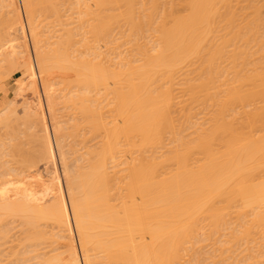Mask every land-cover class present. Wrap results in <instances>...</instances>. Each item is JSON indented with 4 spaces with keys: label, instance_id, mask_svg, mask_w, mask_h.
<instances>
[{
    "label": "bare ground",
    "instance_id": "6f19581e",
    "mask_svg": "<svg viewBox=\"0 0 264 264\" xmlns=\"http://www.w3.org/2000/svg\"><path fill=\"white\" fill-rule=\"evenodd\" d=\"M2 1L9 7L4 39L14 51L8 53L0 39V67L21 70L15 97L23 100L0 111L8 141L0 139V158L6 156L0 163L11 157L19 164H0L1 171L7 169L0 175V243L17 228L10 263L225 264L223 221L229 217L223 220V198L235 193L232 183L226 193L223 186L239 174L237 182L243 177L251 184L258 148L264 149V143L256 147L252 129L251 135L246 130L258 125V111L254 115L246 107L239 116L264 91V48L253 50L264 28L259 37L252 25L256 17L254 26L260 20L264 27L258 18L264 6L236 0L247 15L245 6L257 9L242 23L238 16L244 11L232 9V0H179L186 5L180 16L176 0H19L20 6ZM247 31H255L261 43L255 37L257 45L250 38L245 42L241 35ZM243 41L250 47H242ZM253 56L263 58L258 70ZM254 75L262 80L259 88ZM243 84L250 90L244 93ZM57 97H63L59 112L68 115V126L57 119ZM239 119L248 121L246 136ZM19 122L29 132H17ZM23 137H31L36 150L26 154L30 149L21 143L29 139ZM232 200H225L229 207Z\"/></svg>",
    "mask_w": 264,
    "mask_h": 264
},
{
    "label": "rangeland",
    "instance_id": "374dc122",
    "mask_svg": "<svg viewBox=\"0 0 264 264\" xmlns=\"http://www.w3.org/2000/svg\"><path fill=\"white\" fill-rule=\"evenodd\" d=\"M17 1H18V5H19V0H17ZM163 1H164V0H163ZM163 1H161V2L163 3ZM173 1H174V0H173ZM234 1H235V3H234V5L231 4V7H232V6H233V7H234V6H235V7L238 6V7L235 8V9L232 7V9H234V10H237V9H238L239 12H240L241 10L244 11L242 14H244L245 16H243V15L241 16V14H240L241 12H240L238 17H242V19L239 18V21L241 20V22H242V20L244 19L243 22H245V21H246L245 18H247L248 15L250 16V14L252 15V13H253L252 11L255 10V9L252 10L251 8H255V7H252V4H250L251 7H250V6H245V9L248 7V9L251 10V12H250V10H249V13H248V15H247V12L245 13L246 10H243L245 4L242 5L243 7L239 10V8L241 7V5H235V4H240V3H236V0H232V2H234ZM237 1H238V2H241V1H242V3H244L243 1H245V0H241V1H240V0H237ZM252 1L255 2V3H256V1H257L256 4H258L259 7L261 6V9H262V7L264 6V4H263V3H264V2H263L264 0H263V1H262V0L260 1V0H259V2H260L262 5L259 4L258 0H256V1L252 0ZM164 2H166V1H164ZM179 2H180L179 0H178V2H177V0H176V3H177V4H179ZM183 2L185 3V0H184V1L181 0V3H183ZM232 2H231V3H232ZM253 2H252V3H253ZM173 3H174V2H173ZM247 3H250V1L247 2V0H246V5H249V4H247ZM4 4H5V5H4ZM177 4H176V8L178 7V8H177V9H179L178 11L175 10V8H174L175 5H173V9L175 10L176 15L181 14L180 11H181V12H186V11H185L186 9L183 10V9H184L183 7L186 8V5H185V4H182V5L179 4L180 6L177 5ZM256 4H255L254 6H257ZM2 5H3V6H2ZM183 5H185V6H183ZM6 6H7V3H4L2 0H0V25L2 26V27L0 26V30H2V31H0V39H4V38L6 39V38H9L8 35H9V30H10V28H9L8 24L6 25V23L8 22V20H6V18H7L6 16H7V14L5 15L6 12L8 13L9 7L7 6L8 8H5ZM19 6H20V5H19ZM181 6H182V7H181ZM179 7H180V8H179ZM249 7H250V8H249ZM19 8H20V7H19ZM257 8H258V6H257ZM2 9H3V10H2ZM38 9L40 10L41 8H38ZM63 9H65V8L63 7ZM181 9H182V10H181ZM259 10H260V9H259ZM2 11H3V12H2ZM255 11H257V9H256ZM42 12H43V10H42ZM259 12H260V11H258V13H259ZM263 12H264V8L261 10V12H260L261 14L259 13V15H262ZM20 13H21V15H23V13H22V9L20 10ZM39 13H40V12H39ZM177 13H179V14H177ZM255 13H257V12H255ZM255 13H254V14H255ZM258 13H257V14H258ZM237 14H238V12H237ZM257 14H256L255 16H257ZM181 15H183V13H182ZM179 16H180V15H179ZM252 16H253V15H252ZM252 16H250V17H252ZM21 17H22V19L24 20V15L21 16ZM250 17H249V19H250ZM254 18H255V19H254ZM258 18H261V23L264 22V19H263V18H264V14H263V18H262V16H261V17H258ZM251 19H252V18H251ZM251 19H250V21H251ZM253 19H254V20H252V21H253V22H252V23H253V24H252V25H253V28H255V30H256V27L259 28V29L256 30V32H258V35H259V33H260L261 31L263 32V28H264V27H263V24H261L262 27L260 28V26H259V24H260V20H259V22H258L259 24H258L257 26H256V25L254 26L255 21H256L257 18H256V17H253ZM262 19H263V20H262ZM49 20H50V19H49ZM49 20H47V21H49ZM3 21H4V22H3ZM23 22H24V21H23ZM243 22H242V23H243ZM248 22H249V21H248ZM248 22H245V23H248ZM256 22H257V21H256ZM245 23L242 24L243 26H242L241 23H240L241 28H242V27L245 28V27H244ZM256 24H257V23H256ZM45 25H46V24H45ZM245 26H246V25H245ZM7 27H8L9 29H8ZM44 27H45V26H44ZM1 28H3L4 30L1 29ZM243 28L241 29L242 31H243ZM6 29H7L8 35H6V34H7V33H6ZM260 29H261V31L259 32ZM25 30H26V29H25ZM43 30H44V28H43ZM45 30H46V29H45ZM46 31H47V30H46ZM46 31H45V32H46ZM245 31H246V30H245ZM245 31L242 32V33H245ZM3 32H5V33H3ZM254 32H255V31H254ZM254 32H252V34L249 32V33H250V35H249V34H248V31H247V32H246L247 35H246V34H243V35H241V38H242V36H246L248 40H246L245 37H244V41L247 42V41H249L250 39H252V40H250L251 43H252V41L254 40L253 37H255L256 39L259 38V37H262L261 35H262L263 33H262V34L260 33L259 37H257V34H256V36H255V33H254ZM253 33H254V34H253ZM1 34H2V35H1ZM4 34H5L6 36H4ZM248 35H249V37H248ZM251 35H252V36H251ZM1 36H2V38H1ZM25 36H27V33L25 34ZM250 36H251L252 38H251ZM263 37H264V36H263ZM263 37H262V40H263V41L260 39V40L262 41V43H261V41H259V40L257 39V40H258V43H261V44H260L261 46L258 44L259 47H258V45H257V40H254V44H255V41H256V45H257V47H255V48H258V49H254V48H253V45H252L251 47L253 48L254 51L256 50V52H257V50L261 49V47L264 48V47L262 46V44H263V42H264ZM249 38H250V39H249ZM5 39L2 40L1 43H2V45H4V47H7V50H6V51H7L8 53L10 52V54H11V53H13L14 49L12 50V47H11L12 45H11V44H9L10 46L7 45L9 39H8V41H6ZM239 40H240V39H239ZM239 40H238V42H239ZM242 40H243V39H242ZM244 41L242 42V43H244V44H242V43H239V44H240L242 47H243V45H245V46L247 45L248 47H250V46H249V45H250V43H249L250 41L248 42L249 45H248L247 43H245ZM4 42H5V43H4ZM3 43H4V44H3ZM5 45H6V46H5ZM256 45H255V46H256ZM8 46H9V48H8ZM245 46H244V48L246 49ZM10 48H11V49H10ZM244 48H243V49H244ZM252 48H247L249 51H248L247 49H246V50H247L248 52H251L250 49H252ZM121 50H124V48H122ZM254 51H252V53H253ZM263 51H264V49H263ZM258 52H260V51H258ZM254 53H255V52H254ZM258 54H259V53H258ZM250 55L252 56V55H254V54H250ZM255 55H256V54H255ZM261 55H262V54H261ZM251 56H248V57H251ZM248 57H247V59L249 60ZM260 57H262V56L259 55V58H260ZM12 58H13V56H12ZM12 58H11V59H12ZM255 58H256V60L258 59L259 65H258L257 67H255L256 65H254V67H255V69L258 70V68H259V69L261 68V66H260V61H262L261 63H263V60H261V59H263V58H261L260 61H259V58H258V57L253 56V61H254ZM244 59H245V58H244ZM251 59H252V57H251ZM251 59L249 60V61H250V62H249L250 64H251V62H253ZM0 60H1V57H0ZM245 60H246V59H245ZM245 60H244V61H245ZM248 60H247V61H248ZM256 62H257V61H256ZM256 62L254 61L253 63L256 64ZM258 62H257V64H258ZM243 63H245V62H243ZM243 63H242V66H248L247 63H246V65H245V64L243 65ZM249 63H248V64H249ZM261 65H262V64H261ZM1 66H3V67H0V68H1V69H0L1 72L4 71V69H5V72H6V71H7V72H6V73L3 72V73H4V76H2L3 73L0 72V75L2 76V77H0V79H1V80H0V111L3 110V108H5V107H8V106L11 107L12 105H9V102H10V101H11L12 103H14V102L16 103V100H17V101L19 100L18 102H20V105L23 103V100L20 101L19 98L15 97L16 92H18L19 89L22 88V86H20V88H19V84L21 83V81H20V77H21V74H22V73H21V70H20V69L18 70V68H16L17 70H13V71H14V72H13L12 69H9L10 71H8V70L6 69V66H4L3 64H1ZM242 66H241V68H242ZM263 66H264V65H263ZM4 67H5V68H4ZM254 67L252 66V69H250V70H252V71L254 70V71H255V69H253ZM244 68H246V67H244ZM248 68H249V67H247L246 70H247ZM2 69H3V70H2ZM262 69H263V68H262ZM246 70H245V71H246ZM248 70H249V69H248ZM263 70H264V69H263ZM11 71H12V72H11ZM242 71H243V68H242ZM245 71H244V74H246V72H247V71H246V72H245ZM252 71H250V74H251ZM254 71H253V72H254ZM260 71H261V70H259V71H257V72L260 73ZM262 72H263V71H262ZM7 73H8V74H7ZM9 73H10V74H9ZM248 73H249V71H248ZM242 74H243V73H242ZM244 74H243V75H244ZM260 74H261V73H260ZM260 74H259V75H260ZM5 75H6L7 77H6ZM8 75H9V76H8ZM252 75H253V74H252ZM254 76H255V75H254ZM263 76H264V75H263ZM257 77H258V76H257ZM255 78H256V76H255ZM260 78H262V76H261ZM256 79L258 80L259 78H256ZM2 80H3V81H2ZM36 80H38V81H36ZM36 80H35V82H36L35 84H36V86H37V89H39V85H40V84H39V79L37 78ZM257 80H256V83H257V82L261 83L262 80H264V77L262 78L261 82H260V80H258V81H257ZM19 82H20V83H19ZM18 83H19V84H18ZM256 83H255V84H256ZM262 83H263V85H264V81H263ZM37 84H38V85H37ZM255 84H254V86H255ZM20 85H21V84H20ZM263 85H262V86H263ZM54 86H55V85H54ZM54 86H53V88H54ZM260 86H261V84H259V87H260ZM244 87H246V84H243V86H242V91H243L244 93L246 92V90H248V89L250 90V88H248V87H250V86H247L248 89L245 88L246 90L244 89ZM259 87H258V83H257V84H256V88H259ZM17 88H18V89H17ZM55 88H58V87L56 86ZM55 88H54V89H55ZM254 88H255V87H254ZM256 88H255V89H256ZM57 90H58V89H56L55 92H58V91H59V90H58V91H57ZM260 90H261V91H260V92H261L260 96H258L260 92L257 93V94L255 93L256 96H257V98L260 97V98H258V100H257V98H256V100H255V102H256V101H258V102L254 103V102H253V101H254V100H253L254 98L252 99L251 102H249V103L251 104V106H252V104H256V105L254 106V109L252 108L253 106L251 107L249 103L246 104L245 102H243V104L245 103L246 106H244L243 109H242V107H241V111H240V109H239V111L241 112V113L239 112V114H240L239 116H240L242 119H243V114H242V113H244V111L242 112V110H244V108H246V107H247V109H249V111H247V112H252L254 115H256V112H257V111H258V113H259V115H258V114L256 115V122H259V123H256V124H258V125H257L256 128L254 129V131H253V128H254V127H253V128H252V127H251V128H247V129H246V130L249 132V134H250V130H248V129H252V130H251V134H253V136H254V138H255V141L257 142V144L255 143L257 148H258V147H262V144L264 143V142H263V141H264V119H263V118H264V109H262V108L264 107V105H263V106L261 105L262 102H263V104H264V101H262V100L264 99V98H263V96H264V95H263L264 91H262V89H260ZM263 90H264V88H263ZM14 91H15V92H14ZM256 91H259V89H258V90L256 89L255 92H256ZM13 92H14V93H13ZM262 92H263V93H262ZM22 93H23V92H21V94H22ZM58 93H60V91H59ZM58 93H57V94H58ZM57 94H56V96H57ZM62 94H63V93H62ZM62 94H61V95H62ZM256 96H255V97H256ZM14 97H15V98H14ZM12 98H14V99H12ZM16 98H17V99H16ZM57 98H58L57 101H58L59 104H58V103H57V104H54V103H55V102H54V103H53V105H54L53 107H54V109H55V111H56L55 113H56V116H57L58 121L63 122L62 124H63V125H64V124L66 125V124H67V122L65 123V121H67L66 118L69 120L68 115L66 114V115H67V117H66V115H65V111H62V113L59 112V111H61V106H60V105H61V103H63V100H62L63 97H62L61 100H60L61 97H57ZM15 99H16V100H15ZM59 100H60V101H59ZM61 101H62V102H61ZM11 102H10V103H11ZM60 102H61V103H60ZM15 103H14V106H17V104H15ZM257 104H259V105L257 106ZM59 107H60V109H59ZM256 107H257V108L260 107V111H261V112L259 111V108L256 109ZM57 108H58V109H57ZM255 109H256V110H255ZM62 110H65V109H63V107H62ZM250 110H251V111H250ZM262 110H263V111H262ZM63 112H64V115H63ZM68 112H69V111H67L66 113H68ZM57 113H58V114H57ZM60 113H61L63 116H62ZM260 113H261V114L263 113V115H261ZM68 114H69V113H68ZM178 114H179V113H177V116H178ZM241 114H242V116H241ZM200 115H201V116H197L198 119H199V118L201 119L202 114H200ZM69 116H70V115H69ZM179 116H180V114H179ZM244 116H246V110H245V114H244ZM251 116H252V115H251ZM257 116H259V117L257 118ZM203 117H204V116H203ZM252 117H253V116H252ZM260 117H261V119L258 121V119H259ZM204 118H205V117H204ZM238 118H239V117H238ZM246 118H247V117H245L244 119L246 120ZM254 118H255V116H254L253 119H252V122H253V123H254V120H255ZM247 119H248V118H247ZM62 120H63V121H62ZM202 120L205 121V119H203V118H202ZM202 120H200V123H201V122H202V123L204 122V121H202ZM245 120H244V123L246 122ZM240 121H241V120L239 119V125L241 126L242 133H243L244 136H246V135L248 134V132L245 130V128L248 127V126H246V123H247L248 121H247L245 124L243 123V120H242L241 122H240ZM262 121H263V122H262ZM197 122H198V120H197ZM260 122H262V123H260ZM198 123H199V122H198ZM241 123H242V124H241ZM17 124H18V125H17ZM17 124H16V125L19 127V128H18L17 126H15V129H17V132H18L19 130L23 131L24 127L27 125V124H26V125L23 124V126H24V127H23V126H22V122H19V123H17ZM62 124H60V125H62ZM262 124H263V125H262ZM19 125H20L21 127H20ZM244 125H245L246 127H244ZM252 125H253V124H252ZM66 126H68V125H66ZM253 126H255V125H253ZM27 127H28V126H27ZM1 129H2V128H0V132H1V133H0V135H1V136H0V139L2 140V139L4 138V139L6 140V138H5V130H3V131H4V132H3V131H1ZM27 129H28V128H27ZM27 129H26V130H27ZM21 131H19V133H20ZM23 132H26V131H23ZM27 132H29V131H27ZM27 132H26V133H27ZM187 132H188V131H187ZM3 133H4V134H3ZM188 133H189V132H188ZM188 133H186V135H187ZM245 133H247V134L245 135ZM24 134H25V133H21L22 136H23ZM251 134H250V135H251ZM26 135H27V134H26ZM184 135H185V134H184ZM19 136H20V135H19ZM28 136H29V134H28ZM1 137H2V138H1ZM251 137H252V136H251ZM20 138H21V137H20ZM22 139H26V138L23 137ZM28 139H29V138H27L26 141H27ZM1 140H0V141H1ZM26 141L24 140V141H21V142H26ZM29 141H30V142H29ZM69 141H70V138H69ZM69 141H68V139L66 140V142H69ZM253 141H254V140H253ZM4 142H5V141H4ZM6 142H8V141L6 140ZM27 142H28L29 144H30L31 142L34 143L33 139H32V141H31V137H30V139H29ZM70 142H72V140H71ZM32 143L30 144L31 146H29V144H27V143H24V144L21 143V145H23V146L25 145V147H22V149H23V148H26V149L28 148V149H30L29 151L27 150L28 152L26 151V154L29 153L31 150H33V151H34V149L36 150V147H35L36 144L34 143V145H32ZM72 143H73V142H72ZM26 144H27V146H26ZM75 144H76V143H75ZM75 144L73 143L72 145H71V144H70V145H71V147H72V146L75 145ZM75 146H76V145H75ZM29 147H30V148H29ZM33 147H35V148L33 149ZM31 148H32V149H31ZM66 148H67V147H66ZM72 148L76 149L74 146H73ZM77 148H80V147L77 146ZM260 150H261V148H258V151L260 152V154H262V156H260V154H259V152H258L257 155H259V156H257V160H256V164H255V166H256L255 175L253 174V175H254V177H253V175H252V173H251L252 176H249L250 178L253 177V180H252L253 182L250 180V181H251V184H250L249 181H248V183H247L245 180H243V177H242L241 181L243 180V181H245L246 183L243 185V184H242L243 182L241 183V181H238V182H239V184H238L239 186L237 185V187H236V186L233 184L232 181H234V182L236 181V183H238L237 180H238L239 176H241V174H239L237 180H236V176H237V175H232V176L235 177V180H234V178H232L231 181H228V182H227L228 184L226 183L227 185L224 184V185H226V186H223V187L225 188V189H224V188H223V189H224V191H225V193H226V187H228L229 184L232 183V187H234L233 193H235L234 195H236L235 198H234V195H232V197H233L234 199H237V197H238V196H237L238 192H239V194H242V195H241L242 198H239V197H238L239 199L235 200V201H236V202H235L233 198L230 199V197H231V195H229L230 192H229V191L227 192L228 194H226V195H228V197H229V199H230V200H229L230 203H231V200L233 199L232 201H234L235 204H236V205H235V204L232 202V204H231L232 206H231V207H229V204H230V203H229V201H227L228 197H226L225 194H224V198H223V201H224L223 204L226 206V207L224 208V205H223V211L225 212V213L223 212V220H227L228 217H229V219H230V220L228 219L227 221H223V222H224V224H223V228H224V230H223V255L225 254L224 257H223V261L225 262V264H227L228 262H231L232 264H234V263H235V264H236V263H237V264H239V263H241V264H264V193H263V191H264V190H263L264 187L261 188V187L264 185V157H263L264 149H263V151H260ZM24 151H25V149H24ZM35 152H36V151H35ZM31 153H33V152H31ZM24 154H25V152H24ZM76 154H77V153H76ZM32 155H33V154H32ZM26 156H27V155H26ZM35 156H36V154H35ZM2 157L4 158V157H6V156H2ZM2 157H1V158H2ZM1 158H0V160H1ZM7 158L9 159V156H7ZM5 159H6V158H5ZM10 159H11V157H10ZM10 159H9V160H10ZM16 159H17V157H16ZM16 159H15V160H16ZM9 160L7 161V159H6L5 161H7V162H11L10 165H11L14 169H18V168H19V167H18L19 164H18L17 166H14V165H16V163H15L16 161L13 162V160H12V161H9ZM3 161H4V160H3ZM3 161H1V162H2L3 164H5V163H4L5 161H4V162H3ZM2 163H0V164H2ZM14 163H15V164H14ZM12 164H13V165H12ZM8 165H9V164H8ZM8 165H7V166H8ZM10 165H9V166H10ZM56 165H57L58 172H60V167H59V163L57 162V160H56ZM2 166H4V165H2ZM2 166L0 165V167H2ZM12 167H11V168H12ZM15 167H16V168H15ZM5 168H6V166H5ZM5 168H3V169L1 168L2 171H4L3 173H5V171L7 170V169L5 170ZM7 168H8V167H7ZM8 169H9V168H8ZM28 169L30 170L31 168H28ZM31 170H32V169H31ZM2 171L0 170V175L3 174ZM17 171H18V170H17ZM253 172H254V171H253ZM246 173H249V172H246ZM59 174H60V173H59ZM244 174H245V173H244ZM249 174H250V173H249ZM223 176H224L225 178L227 177V175H223ZM228 176H229V175H228ZM243 176H244V175H243ZM23 177H25V176H23ZM26 177H27V176H26ZM249 177L247 176V177H245V178H247V180H248ZM240 178H241V177H240ZM240 178H239V179H240ZM250 178H249V179H250ZM228 179H229V177H228ZM251 179H252V178H251ZM9 180H10V179H9ZM9 180H8V181H9ZM11 180H12V179H11ZM11 180L9 181L10 183L12 182ZM16 182H17V181H16ZM229 182H230V183H229ZM61 183H62V182H61ZM12 184H13V182H12ZM14 184H15V183H14ZM62 184H63V183H62ZM246 184H247V185H250V186H247ZM261 184H262V185H261ZM2 185H4V184H2ZM10 185H11V184H10ZM240 185H241V186H240ZM242 185H243V186H242ZM245 185H246V187H244ZM252 186H253V187H252ZM4 187H5V186H4ZM6 187L8 188V186H6ZM9 187H11V186H9ZM232 187L230 186V188H232ZM248 187H250V188H248ZM254 187H255V188H254ZM257 187L260 188L261 190L259 189V191H258V190H257V189H258ZM7 188H5V189H7ZM228 188H229V187H228ZM228 188H227V190H229ZM239 188H240V189H239ZM245 188H246V189H245ZM247 188H248L249 190H248ZM251 188H253V190H252ZM238 189H239V190H238ZM240 190H242V192H243L244 194H243ZM243 190H246V191H243ZM224 191H223V193H224ZM234 191H235V192H234ZM248 191H249V193H250L252 196H250V194H247ZM257 191H258V193H257ZM260 191H262V192H260ZM252 192H253V194H252ZM259 192H260V194H259ZM233 193H231V194H233ZM261 193H263V195H262ZM239 194H238V195H239ZM246 194H247L248 196H247ZM254 194H255V195H254ZM256 194H257V197H258V198H257V197L255 198ZM245 195H246V196H245ZM258 195H259V196H258ZM260 195H262V196H260ZM239 196H240V195H239ZM243 196H244V199H243ZM249 196H250V197H249ZM246 197H247V198H246ZM251 197H252L253 200L251 199ZM253 197H254V198H253ZM261 197H262L263 199H262ZM225 198H226V199H225ZM249 198L252 200V202H255V203H254V206L251 205V204H253V203L251 202V200H250ZM259 198L261 199L262 202L260 201ZM224 199H225L226 202H228L229 204H227V203L225 202ZM240 200H241V201L243 200V202H244L245 200H247V201L241 204V203H240V202H241ZM254 200H255V201H254ZM258 200H259L260 202H259ZM247 202H249V203H247ZM245 203H246V205H245ZM250 203H251V204H250ZM239 204H241L242 209H240L241 207H240ZM247 204H248V206H247ZM227 205H228V208H227ZM238 205H239V208L237 207ZM249 205H251V206H249ZM244 206H245V207H244ZM234 207H235V208H234ZM246 207H248V208H246ZM226 208H227V209H226ZM230 208H231V209H230ZM236 208H237V209H236ZM233 209H234V210H233ZM247 209H248V210H247ZM252 209H253V210H252ZM236 210H237L239 213H238ZM241 210H242V211H241ZM228 211H229V212H228ZM230 211H231V212H230ZM233 211H234V212H233ZM250 211H251L252 213H250ZM228 213H229V215H228ZM235 213H237L238 216H236ZM226 215H227V216H226ZM233 215H234V216H233ZM230 216H232V218H230ZM235 216L238 217V218L236 219ZM242 216H243V218H242ZM261 216H262V217H261ZM240 218H241V220H240ZM261 218H262L263 220H261ZM235 219H236L237 221H240V222H237ZM233 220H234V221H233ZM252 220L255 221V222H253ZM11 221H12V220H11ZM11 221H10V222H11ZM235 221H236V222H235ZM225 222L228 223V224H229V222H230L231 225H232V227H231L230 224H229V225H228V224L225 225V224H226ZM234 222H235V223H234ZM245 222H246V223H245ZM251 222H253V223H251ZM233 223H234V224H233ZM236 223H237V224H236ZM10 224H11V223H10ZM249 225H251V226L249 227ZM253 225H255V226H253ZM11 226H12V225H11ZM13 226H14V227H13ZM13 226H12V228H15V224H14ZM226 226H227V227H226ZM234 226H235V228L233 229ZM9 227H10V225H9ZM228 227H229V228H228ZM10 228H11V227H10ZM226 228H227V229H226ZM230 229H231V230L233 229V230L231 231ZM12 230H13V231H10V232H12L13 234H12V233H9V234H10V235L8 234V235H9V236H8L9 239H8V238L6 239V240H8V241H6V240L4 239V240H5V242H4L5 245H4L3 242H2V244L0 243V244H1L0 246L3 247V248H0V258H1L0 264H7V263H8V264H11V263H13V262H11V259H12V258H11V254H10V252H12L11 250L13 249V247H14V249H15V247H17V244L15 243V242H16V239H15V238H17V236H16V234H17V228H16V231H14L15 229H12ZM229 231H231V232H229ZM250 231H251V232H250ZM234 232H235V233H234ZM249 232H250V233H249ZM73 233H74V231H73ZM238 233H239V234H238ZM230 234H231V235H230ZM232 234H233V235H232ZM237 234H238V235H237ZM245 234H246L247 236L249 235V236H248V239H247V237L245 236ZM73 235H74V234H73ZM234 235H235V236H234ZM14 236H15V237H14ZM74 236H75V235H74ZM231 236H232V237H231ZM12 237L14 238L15 241L13 240ZM230 237H231V238H230ZM238 237H239V238H238ZM74 239H75V242H76L75 245L77 246V250H78L79 248H78V244H77L78 242H77L76 236L74 237ZM236 239H238V240H236ZM11 240H12V241H11ZM225 240H227V241L225 242ZM2 241H3V240H2ZM0 242H1V241H0ZM10 242H12V243H10ZM229 242H230V243H229ZM12 244H13V245H12ZM14 244H16V246H15ZM7 245H8V247H7ZM227 245H228V246H227ZM232 245H233V246H232ZM235 245H236V246H235ZM9 246H10V247H9ZM229 247H230V248H229ZM231 247H234V248H233L234 250H232ZM235 247H236V248H235ZM4 248H5V249H4ZM10 248H11V249H10ZM248 248H249V249H248ZM250 248H251V249H250ZM9 249H10V250H9ZM16 249H17V248H16ZM207 249H208V248H207ZM207 249H206V250H207ZM226 249H227V250H226ZM238 249H239V251H241V252L238 251V253H237V250H238ZM7 250H9V251H7ZM206 250H205V251H206ZM225 250H226V251H225ZM231 250H232V251H231ZM244 250H245V251H244ZM78 251H79V250H78ZM78 251H77V252H78ZM247 251H248L249 254H247ZM1 252H2V253H1ZM6 252H7V253H6ZM227 252H229L230 254L227 253ZM252 252H253V253H252ZM4 253L7 254V256H6V255L4 256ZM241 253H242V254H241ZM79 254H80V251L78 252V255H79ZM236 254H237V255H236ZM250 254H251V256H250ZM229 255H230L231 257H230ZM9 256H10V257H9ZM79 256H80V255H79ZM228 256H229V258H228ZM239 256H240L241 258H238ZM242 256H243V257H242ZM246 256H247L248 258H247ZM225 257H227V258H225ZM249 257H252V259H250ZM234 258H235V259L238 258V259L235 260ZM242 258L244 259V261H243ZM245 258H247V259H245ZM7 259H8V260H7ZM225 259H226V261H225ZM3 260H4V261H3ZM12 261H13V260H12ZM232 261H233L234 263H233ZM239 261H240V262H239ZM1 262H2V263H1ZM3 262H5V263H3ZM10 262H11V263H10ZM242 262H243V263H242ZM244 262H245V263H244ZM32 263H33V261L30 262V264H32ZM27 264H29V263H27ZM228 264H230V263H228Z\"/></svg>",
    "mask_w": 264,
    "mask_h": 264
}]
</instances>
